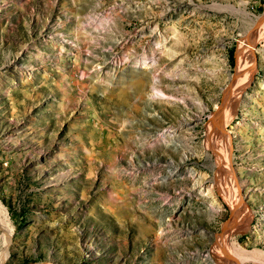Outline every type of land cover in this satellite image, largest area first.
Instances as JSON below:
<instances>
[{"label": "rangeland", "instance_id": "obj_1", "mask_svg": "<svg viewBox=\"0 0 264 264\" xmlns=\"http://www.w3.org/2000/svg\"><path fill=\"white\" fill-rule=\"evenodd\" d=\"M262 16L264 0H0L2 264H264ZM244 43L252 71L220 114Z\"/></svg>", "mask_w": 264, "mask_h": 264}, {"label": "bare ground", "instance_id": "obj_2", "mask_svg": "<svg viewBox=\"0 0 264 264\" xmlns=\"http://www.w3.org/2000/svg\"><path fill=\"white\" fill-rule=\"evenodd\" d=\"M260 25V26H259ZM259 26V27H258ZM263 26H264V16H262L261 18H260V20L256 23V25H255V27L257 28H259V31L261 30L262 31V28H263ZM256 34H258V33H256ZM254 37V36H253ZM251 40V39H250ZM256 42V41H255ZM250 43H251V41H250ZM244 48H245V50L243 49V51H242V49L241 50H239L238 51V55H237V57L239 58L238 59V64H239V66H238V68H237V82H236V85L231 89V91L227 94V96H226V98H225V102H224V104L226 103V106H224L223 108H225V109H223V108H221L220 109V111H219V113L220 114H222V113H225V115H226V113H227V105L230 103V101H234L235 100V98H237L238 96H239V94L241 93V89H243V87H244V82L246 81V79H247V77L245 78V76L247 75V74H250L251 73V71H252V69H251V66H253L252 65V53H250L251 51L250 50H248V49H246L247 48V46L248 47H251L252 48V46L251 45H249V44H247V43H244ZM249 52H248V51ZM248 52V53H247ZM247 61H249V62H247ZM249 63V64H248ZM148 65V64H147ZM248 66H249V72H247V70H248ZM245 72V73H244ZM245 74V75H244ZM233 77H234V75H233ZM154 86V85H153ZM229 107H230V105H229ZM218 111V110H217ZM220 114H218V122H215L216 123V125H217V127H218V129L219 130H223V126L224 125H221V124H223V118L220 116ZM223 116V115H222ZM222 133H223V136H224V144H225V147H226V151H227V145H229V137H228V135L225 133V131H222ZM231 146V145H230ZM227 154L229 155V151H227ZM230 177H231V184H230V189H231V191L230 192H232L233 193V196H234V201L232 200L233 199V196H232V201H233V204H234V206H235V203L239 206V204H240V202H241V198H240V186H239V184H238V182H237V180L235 179V177L236 176H234V174L232 175H230ZM231 196V195H230ZM230 200V201H231ZM231 201V202H232ZM242 213V212H241ZM241 213L239 214V215H241ZM237 214V213H236ZM238 215H236V225H238L239 224V222H238V220H241V217H239V219L237 220V217ZM244 217V216H243ZM232 225V224H231ZM234 225V224H233ZM238 227V226H237ZM232 228V227H231ZM236 231V230H235ZM234 231V232H235ZM6 232V231H5ZM233 232V233H234ZM231 233V232H230ZM230 233H229V235H230ZM221 235V234H220ZM10 238H11V234L10 233H6V234H4L3 235V242H4V251L2 252V254L0 255V264H2V262L7 258V256H8V252H7V250H8V245H9V241H10ZM224 238V237H223ZM223 238H222V240H223ZM220 242H221V240H220ZM219 242V243H220ZM224 242V241H223ZM225 243V242H224ZM221 244V243H220ZM225 247H226V245H225ZM237 250V249H236ZM240 252V251H239ZM242 253V252H241ZM229 255L230 256H232V258H233V260H234V262H236V264H245V261L246 260H248L249 259V257H247L245 254H241V256H239L241 259H237L236 257H235V255H234V253L231 251L230 253H229ZM232 260V261H233ZM230 261V260H229ZM228 261V262H229ZM231 261V262H232ZM229 264H231L230 262H229Z\"/></svg>", "mask_w": 264, "mask_h": 264}, {"label": "water", "instance_id": "obj_3", "mask_svg": "<svg viewBox=\"0 0 264 264\" xmlns=\"http://www.w3.org/2000/svg\"><path fill=\"white\" fill-rule=\"evenodd\" d=\"M263 39H264V35H262L261 38L253 44V47L255 48L257 46V44L260 43V41H262ZM223 102H224V98L221 101L219 107L223 105ZM240 198H241V202H240L239 206L237 207V209H235L233 212L230 213L229 219L227 220V222L231 219V217H233L236 213H238L244 207V199H243V195L241 193H240Z\"/></svg>", "mask_w": 264, "mask_h": 264}]
</instances>
